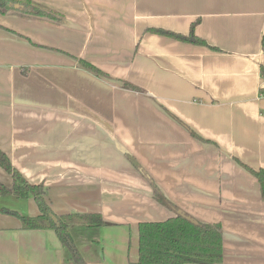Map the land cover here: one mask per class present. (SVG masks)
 I'll return each mask as SVG.
<instances>
[{
	"label": "crops",
	"instance_id": "0c3cea01",
	"mask_svg": "<svg viewBox=\"0 0 264 264\" xmlns=\"http://www.w3.org/2000/svg\"><path fill=\"white\" fill-rule=\"evenodd\" d=\"M31 1L60 20L0 14V150L54 215L103 223L63 245L0 194V264H137L138 224L176 210L220 224L218 264H264V0ZM192 24L204 45L158 32Z\"/></svg>",
	"mask_w": 264,
	"mask_h": 264
},
{
	"label": "trees",
	"instance_id": "16d2710c",
	"mask_svg": "<svg viewBox=\"0 0 264 264\" xmlns=\"http://www.w3.org/2000/svg\"><path fill=\"white\" fill-rule=\"evenodd\" d=\"M18 5V7H15ZM0 14H16L27 19L43 20L59 23L60 15L31 0H0ZM194 24L190 27L189 36L183 37L173 33L174 38L189 40L195 44L204 45L205 42L193 34ZM264 50V36L262 40ZM80 65L85 69L103 75L92 64L80 60ZM260 73L264 74V66H260ZM122 86L140 91V89L127 82ZM263 92V91H262ZM0 168L11 175L10 187L0 184V194H12L17 198L26 199L30 196L39 209V214L34 217L20 216L15 211L2 210L5 213L18 216L24 229H53L63 245H66L67 227L72 225H86L100 227L103 223L99 214L72 213L56 216L58 225L50 218L53 214L44 199L42 185L28 183L21 174L11 166L7 156L0 150ZM247 168V167H246ZM248 170L257 178L261 195L264 199V170ZM153 196L161 204L171 207L169 201L153 185ZM76 255V254H75ZM222 260V230L219 223L192 224L180 215L169 217L163 221H144L138 224V259L137 264H218ZM78 261V258L77 260Z\"/></svg>",
	"mask_w": 264,
	"mask_h": 264
},
{
	"label": "water",
	"instance_id": "95a60500",
	"mask_svg": "<svg viewBox=\"0 0 264 264\" xmlns=\"http://www.w3.org/2000/svg\"><path fill=\"white\" fill-rule=\"evenodd\" d=\"M15 7H18V5H16ZM176 215H180L181 217L185 218L186 220H188L189 222H191L192 224H197L199 223L197 220H195L194 218H192L191 216L185 214L184 212H182L181 210H176L175 212ZM50 218L52 219V221L58 225V221L57 218L54 214H50ZM66 241L69 245H71V241L69 240V238H67V236L65 237Z\"/></svg>",
	"mask_w": 264,
	"mask_h": 264
},
{
	"label": "built area",
	"instance_id": "2783aa9c",
	"mask_svg": "<svg viewBox=\"0 0 264 264\" xmlns=\"http://www.w3.org/2000/svg\"><path fill=\"white\" fill-rule=\"evenodd\" d=\"M262 76L263 77H262V81H261V86L260 87L262 88L261 92L263 91L262 94L264 95V75H262Z\"/></svg>",
	"mask_w": 264,
	"mask_h": 264
}]
</instances>
